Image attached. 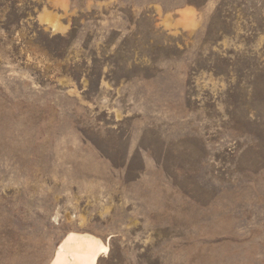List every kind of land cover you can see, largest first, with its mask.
Segmentation results:
<instances>
[{"label": "rangeland", "instance_id": "374dc122", "mask_svg": "<svg viewBox=\"0 0 264 264\" xmlns=\"http://www.w3.org/2000/svg\"><path fill=\"white\" fill-rule=\"evenodd\" d=\"M69 233L264 264V0H0V264Z\"/></svg>", "mask_w": 264, "mask_h": 264}, {"label": "bare ground", "instance_id": "6f19581e", "mask_svg": "<svg viewBox=\"0 0 264 264\" xmlns=\"http://www.w3.org/2000/svg\"><path fill=\"white\" fill-rule=\"evenodd\" d=\"M108 246L93 236L69 233L57 246L49 264H96Z\"/></svg>", "mask_w": 264, "mask_h": 264}, {"label": "crops", "instance_id": "0c3cea01", "mask_svg": "<svg viewBox=\"0 0 264 264\" xmlns=\"http://www.w3.org/2000/svg\"><path fill=\"white\" fill-rule=\"evenodd\" d=\"M48 14H50L51 16H52V15L54 16V14L57 15V13L54 12L53 10L46 9V10H43V11L40 13V16H42V18H44V17H45L46 15H48ZM46 19H47V21L50 22L49 17L46 18ZM50 23H51L52 28H54L55 30H58V29H60V27H62V28H63L62 30H63V32H64V31L67 30V28H68L67 25L64 24V23H61V22L59 21L58 18H54Z\"/></svg>", "mask_w": 264, "mask_h": 264}]
</instances>
